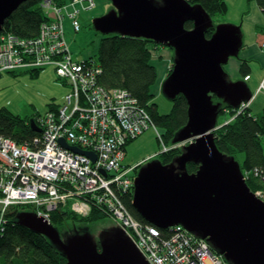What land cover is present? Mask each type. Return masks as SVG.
Returning a JSON list of instances; mask_svg holds the SVG:
<instances>
[{
  "label": "water",
  "instance_id": "95a60500",
  "mask_svg": "<svg viewBox=\"0 0 264 264\" xmlns=\"http://www.w3.org/2000/svg\"><path fill=\"white\" fill-rule=\"evenodd\" d=\"M27 0H0V31L4 20ZM113 6L94 16L92 28L102 35L143 37L171 47V71L160 89L170 101L187 100V121L173 143L185 142L170 162L158 158L139 166L131 205L161 229L182 225L229 264H264V202L245 182L239 162L216 147L214 132L222 105L236 108L251 99L244 80L231 81L224 64L243 46L240 26L214 24L199 3L188 0H109ZM192 21L191 29L185 22ZM212 29V35L205 32ZM213 97L217 98L214 102ZM29 125L37 132L33 118ZM61 144L95 160L92 151ZM187 163L198 165L189 173ZM15 223L44 235L66 264H150L120 228H103L95 239L88 230L58 229L35 212H18Z\"/></svg>",
  "mask_w": 264,
  "mask_h": 264
},
{
  "label": "built area",
  "instance_id": "2783aa9c",
  "mask_svg": "<svg viewBox=\"0 0 264 264\" xmlns=\"http://www.w3.org/2000/svg\"><path fill=\"white\" fill-rule=\"evenodd\" d=\"M94 5L95 0H64L62 5L41 0L51 20L40 24L38 35L25 38L0 31V75L51 67L68 87L62 106L34 116L41 131L31 139L17 143L0 134V233L10 206H29L47 222L60 208L82 217L96 206L106 210L150 264H229L205 238L182 225L161 229L143 224L122 205L119 193L133 191L135 177V165H123L126 143L153 122L126 90L103 88L95 81L99 69L74 59L63 17L78 31V15ZM259 85L264 91V80ZM238 107L239 112L244 104ZM62 139L92 151L95 160L63 147ZM250 169L264 180L263 168ZM253 192L264 202V188Z\"/></svg>",
  "mask_w": 264,
  "mask_h": 264
},
{
  "label": "trees",
  "instance_id": "16d2710c",
  "mask_svg": "<svg viewBox=\"0 0 264 264\" xmlns=\"http://www.w3.org/2000/svg\"><path fill=\"white\" fill-rule=\"evenodd\" d=\"M54 1L56 4L62 5L64 0ZM188 1L189 3L201 4L211 17L216 14H225L227 10V3L224 0ZM40 2L41 0H27L21 3L4 20L2 31H11L15 35L25 38L38 35L40 24L51 20L46 10L40 6ZM256 3L264 15V0H256ZM65 18L69 19L67 16L63 17L64 22ZM70 21L72 22L71 19ZM184 24L187 29H191L193 26L192 21H186ZM80 30L79 21V30L76 32ZM205 34L210 37L212 29H208ZM99 35L100 40L96 52L85 59H81V61L99 69L100 72L97 73L95 81L100 86L106 89L122 88L126 90L135 98L139 106H142L149 113L151 122L162 129V132L159 135L157 134V138L167 147L163 151L162 145V149L156 155V158L163 164L171 161L181 153L182 147L169 148V146L174 145L171 142L172 138L177 130L186 123L188 109L187 100L181 94L173 98L171 111L168 113L161 114L158 111L157 104L152 100L154 93L158 91L160 80L157 79L158 68L155 67L154 59L151 58V46L155 49L166 46L160 43L156 44L154 41L143 37L122 36L117 33ZM167 67L166 64V76L171 71ZM41 70L43 69L24 72L33 75ZM240 73L246 76L248 73L247 64L243 63L241 65ZM213 100L215 102L217 98L213 97ZM219 114H224L228 118L214 132V140L219 151L227 156H234L235 159L237 153L243 152L242 163L238 161L242 169L253 167L264 169V149H262L261 144L264 136V107L258 115H254L250 112L249 107L242 108L236 114L233 108L222 105ZM230 115L233 116V119ZM29 119L31 118L23 119L18 115L11 114L6 108L2 107L0 109V134L15 140L17 143H23L25 140L31 139L38 132L30 127ZM130 141L132 140L127 143ZM197 167L198 165L194 163H187L186 165L189 173L195 172ZM245 182H247L250 190L264 188V180L259 178H251ZM119 198L122 205L127 208L134 219L136 218L143 224L149 223L132 207L131 190L120 192ZM29 208V206L17 205L10 206L5 211L6 222L3 231L0 233V264H66L65 257L57 251L53 244H50L44 235L34 233L30 229L15 223L18 212H28ZM91 210L89 215L79 217L73 211L60 208V210L52 213L50 222L56 226L60 233H68L70 230L67 224L68 220L78 222V225L81 226L82 224L91 225L108 215L105 209H99L96 206H93Z\"/></svg>",
  "mask_w": 264,
  "mask_h": 264
},
{
  "label": "rangeland",
  "instance_id": "374dc122",
  "mask_svg": "<svg viewBox=\"0 0 264 264\" xmlns=\"http://www.w3.org/2000/svg\"><path fill=\"white\" fill-rule=\"evenodd\" d=\"M229 1L230 2H228L227 4L226 13L214 15L212 17V22L214 24L228 23L240 26V31L242 32V43H245L249 39V35L247 32V30L249 29L248 25L251 27V21H249V19H246V16L250 13V10L254 8L255 0ZM112 7L113 6L111 5V2L109 0H95V5L93 9L87 12L80 13L78 15L80 19L79 21L81 29L79 32H76L71 29L70 21L65 18L66 20L64 22V29H66V39L69 41V46L71 51L73 52L74 59H85L87 56L92 55L96 52V47L100 40V33L94 30V28H92V19L94 18L93 14L94 12L101 11H103L105 14V12L109 11ZM243 31L245 32V34ZM261 47L264 49V46L262 44ZM160 48L166 50L169 54L173 53V50L171 48ZM151 49L152 58L153 55L156 54V49L152 46ZM235 57L237 58L239 57V55ZM235 57H230L227 63L224 64V70H226V72L228 73V76L230 77L231 81L238 80L237 76H230L229 74L230 68L233 64V61L235 60ZM166 59L167 57L165 56H157L156 61H154L155 66H158L159 62L166 64ZM167 66L169 70L171 65ZM262 71L264 72V69ZM247 81L250 83L251 90L254 94V97L249 102L251 103L252 107L251 111L254 113L255 111H253L252 109L258 110L257 107L259 106L260 102L264 100V91L260 89L258 92H256L257 87L254 88L252 84V78ZM66 90L67 87L56 79L55 73L53 72L51 67L43 68V70L33 75L24 71L3 72L0 75V109L4 107L11 114L18 115L23 119L34 118V116L37 114H44L46 110L50 109L54 105L62 106L64 96L66 95ZM154 94L155 95L152 100L157 104L158 111L161 114L170 112L172 102L166 98V96L162 92V89H160L159 87L158 91ZM238 108L239 107H237V109L233 108V110L236 111V114L238 113ZM256 113L258 114V112ZM225 116L226 115L224 114H219V116H217V127L220 126L221 123H225L228 120V118ZM230 117L233 119L232 115H230ZM160 132H162V129L156 126L153 122L150 127L142 131L141 135L137 136L136 138L132 139V141L127 143L125 149L126 156L123 159V165L133 166L135 164L137 166H140L145 162V160H151L148 158H156V155L161 151L163 145L157 138V134L159 135ZM187 142L188 141L181 142L175 147H182ZM261 144L262 146H264V136L262 137ZM243 158V152L237 153V161H240L242 163ZM241 171L243 176L246 175V178L244 179L245 181L251 178H257L255 175L251 174V169L241 168ZM26 205H31V203H28ZM67 224L69 225L68 228H70V230L72 228H76L77 230H82V228H85L92 235L94 234L95 239H97L96 237L101 232V230H103V228H112L115 226L114 224H116V222L114 221V219L109 217V215H107V217L99 219V221L91 225L82 224L81 226L78 225V222H73L72 220H68Z\"/></svg>",
  "mask_w": 264,
  "mask_h": 264
},
{
  "label": "crops",
  "instance_id": "0c3cea01",
  "mask_svg": "<svg viewBox=\"0 0 264 264\" xmlns=\"http://www.w3.org/2000/svg\"><path fill=\"white\" fill-rule=\"evenodd\" d=\"M228 2H230V1L226 0L227 4H228ZM97 11H99V10H97ZM83 12H87V11H83ZM253 12H254V15H253ZM102 14H104L103 11L94 12L93 16H99ZM246 19H249V21H251V27L248 25L249 29L247 30L248 35H249V39H248V41L243 43V46L238 53L239 57H237V58L235 57V60L233 61V64L230 68L229 74H230V76H237V79H241V80H244L246 82V84L250 88V91L252 94L251 99H252L254 97L253 96L254 94H253V91L251 90V87H250L251 85L247 80H250L251 78L253 79L252 84H253L254 88L257 87L256 92H258L260 90L259 84L264 80V72L262 71L264 69V49L261 47V44L264 45V15H263L262 11L259 9V7L257 6L256 0L254 2V8H252L250 10V13L247 14ZM68 20L70 21V19H68ZM70 23H71V21H70ZM244 34H245V32H244ZM167 48H169V47H167ZM155 53L156 54H154L152 57L154 59V61H156L157 56H159V57L165 56V57H167L166 64L171 65V61L173 59L172 53L169 54L166 50H163L160 47L156 48ZM151 56H152V54H151ZM243 63L247 64V68H248V73L246 74V76H243L240 73V67ZM166 64L162 63V62L158 63V65H161V70H159V68H158V74H157V79L160 80L159 87H161V83L163 82L162 80H164L166 77V71H167ZM155 67L157 68V66H155ZM55 76H56V74H55ZM246 77H247V79H246ZM56 79H57V77H56ZM58 81L67 87L66 83H64L60 80H58ZM250 100L243 103L244 107H249V110L252 114L258 115L264 107V100H262V102H260L259 106L257 107L258 110L252 109L253 111H255L254 113L251 111L252 107H251V103H249ZM248 103H249V105H248ZM256 112H258V114ZM262 149H264V146L262 147ZM263 153H264V151H263Z\"/></svg>",
  "mask_w": 264,
  "mask_h": 264
},
{
  "label": "flooded vegetation",
  "instance_id": "af4514ba",
  "mask_svg": "<svg viewBox=\"0 0 264 264\" xmlns=\"http://www.w3.org/2000/svg\"><path fill=\"white\" fill-rule=\"evenodd\" d=\"M148 159H152V158H148ZM145 161H147V160H145ZM138 169H139V166L136 165V166L134 167V169H133V174H134V175L136 174L134 170L137 171Z\"/></svg>",
  "mask_w": 264,
  "mask_h": 264
},
{
  "label": "bare ground",
  "instance_id": "6f19581e",
  "mask_svg": "<svg viewBox=\"0 0 264 264\" xmlns=\"http://www.w3.org/2000/svg\"><path fill=\"white\" fill-rule=\"evenodd\" d=\"M157 68H159V70H161V65H158Z\"/></svg>",
  "mask_w": 264,
  "mask_h": 264
},
{
  "label": "clouds",
  "instance_id": "9594fccd",
  "mask_svg": "<svg viewBox=\"0 0 264 264\" xmlns=\"http://www.w3.org/2000/svg\"><path fill=\"white\" fill-rule=\"evenodd\" d=\"M34 119V118H33ZM179 143H181V142H179ZM135 165V164H134ZM136 166V165H135ZM135 176V175H134ZM135 178V177H134ZM133 192V191H132ZM115 225V224H114ZM116 226V225H115Z\"/></svg>",
  "mask_w": 264,
  "mask_h": 264
}]
</instances>
